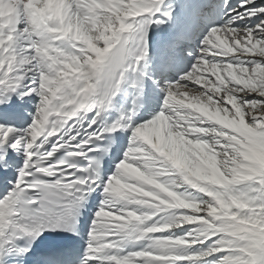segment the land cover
Listing matches in <instances>:
<instances>
[{
  "label": "snow or ice",
  "instance_id": "snow-or-ice-1",
  "mask_svg": "<svg viewBox=\"0 0 264 264\" xmlns=\"http://www.w3.org/2000/svg\"><path fill=\"white\" fill-rule=\"evenodd\" d=\"M0 264H264V0H0Z\"/></svg>",
  "mask_w": 264,
  "mask_h": 264
}]
</instances>
